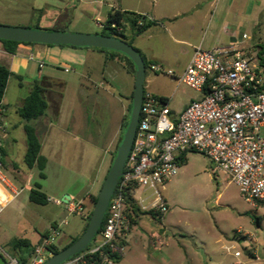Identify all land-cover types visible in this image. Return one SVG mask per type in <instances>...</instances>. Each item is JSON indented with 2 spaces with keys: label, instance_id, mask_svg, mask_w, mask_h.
Instances as JSON below:
<instances>
[{
  "label": "rangeland",
  "instance_id": "1",
  "mask_svg": "<svg viewBox=\"0 0 264 264\" xmlns=\"http://www.w3.org/2000/svg\"><path fill=\"white\" fill-rule=\"evenodd\" d=\"M85 1L0 0V24L43 29L66 26L71 32L99 33L98 24H103L106 8L99 5L98 0ZM253 1L260 11L246 17L247 26L237 44L252 64L260 65L258 52L260 48L264 51V0ZM99 9L102 15H98ZM118 70L116 82L108 79L112 87L109 89L99 86L98 76L79 79L73 71L59 70L57 73L63 79H73L62 92L59 122L67 124L81 116L87 106L86 102L84 105L81 102L82 94L94 90L98 93L95 99H99L102 110L106 108L108 115L103 118V115L89 114V127L99 131L101 142H106L122 111L119 103L109 100L108 92L121 95L125 101L135 87V74L127 66ZM147 72H153L150 66ZM191 90L181 85L175 103L181 104L186 97L185 91L190 93ZM18 91L17 81L11 80L6 102L12 105ZM212 167L209 158L201 153L189 151L185 154L179 174L168 183L164 193L168 210L162 214V222L144 215L135 227L126 216L127 221L116 241V245L124 249L123 257L116 264H229L233 257L226 252V247L230 246L252 250L258 257L255 264H264V208L246 202L231 178L222 172L214 174ZM20 168H25L20 159L15 163H3V174L10 186L6 188V198L0 196L2 204L9 201L0 211V245L15 257L27 255L31 247H14V241L27 240L33 244L54 222L66 218L67 225L62 228L64 239L81 235L86 220L80 214L69 216L58 207L56 198L60 196L55 191L65 188L76 197L85 195L90 189L86 174L65 167L56 173L50 171L46 181L35 175V181L43 187L41 191L50 197L46 204H35L29 200L34 182L25 183ZM100 189L87 196V204H92L91 196L98 195ZM95 240L96 243L100 241L98 235Z\"/></svg>",
  "mask_w": 264,
  "mask_h": 264
},
{
  "label": "crops",
  "instance_id": "2",
  "mask_svg": "<svg viewBox=\"0 0 264 264\" xmlns=\"http://www.w3.org/2000/svg\"><path fill=\"white\" fill-rule=\"evenodd\" d=\"M99 3L106 8L104 21L112 9L141 14L151 21L153 25L135 37L132 46L152 64H161L174 70L176 74L185 70L197 46L214 49L236 45L241 40L242 30L247 26L246 17L250 18L255 11H260L258 5L254 6L253 0H113ZM102 14V10L99 9L98 15ZM128 35L131 34L128 33ZM0 63L7 66L14 74L9 78L8 85L11 80H15L19 90L12 105L6 102V93L0 103V119L7 127L3 160L7 164L15 163L17 159L22 160L25 168H20V172L25 175V183L28 181L35 183V177L39 178V172L36 168L28 169L24 163L27 143L24 121L18 112L31 93L35 82L52 84L48 86L45 93L49 107L43 116L33 122L41 142V154L47 159L44 181L47 180L50 171L56 173L59 168L67 167L73 172L86 174L90 188L80 197L67 193L65 188L55 191L60 196L56 198V201H61V204L56 202V205L67 212L69 202L85 200L89 194L95 193L102 187L121 138L124 117L130 106L133 91L125 101L121 99V95L117 96L108 92L109 100L114 104L119 103L122 111L116 124L113 125L112 134L104 144L101 142L99 131L95 132L89 127L90 115H103V118L108 115L106 108L102 110L103 106L99 99H95V94L98 93L94 90L89 89L84 95L82 94L84 99L81 102L83 105L86 102L87 106L83 108L81 116L74 117L67 124L59 122L60 105L56 107L63 98L62 95L60 97L59 92H64L73 79L65 80L57 72L59 70L73 71L77 78L88 80L98 76L99 86H106L109 89L112 87L108 79L113 83L116 82L118 69L127 66L126 59L123 56L106 54L93 49L25 44L18 45L15 54H9L0 42ZM180 87L181 85L174 78L167 75H158L153 72H147L145 75V92L166 99L173 118L178 117L192 100L200 97V94L194 90L190 93L185 91L186 97L182 99V103L176 104L175 98ZM0 196L6 198V193L1 187ZM46 196L49 200L50 197ZM91 208V204H84L82 217L85 220ZM57 224L54 222L47 231ZM62 228L54 241V245L60 249L67 247L74 238H77L69 236L64 239L65 233ZM42 241L43 238L40 236L32 245L35 248ZM30 252L22 256L27 259Z\"/></svg>",
  "mask_w": 264,
  "mask_h": 264
},
{
  "label": "built area",
  "instance_id": "3",
  "mask_svg": "<svg viewBox=\"0 0 264 264\" xmlns=\"http://www.w3.org/2000/svg\"><path fill=\"white\" fill-rule=\"evenodd\" d=\"M103 2V0H98ZM102 28V24H98ZM154 73L174 78L198 92L178 117L166 99L144 92L139 123L123 173L107 208L102 231L91 244L62 264H116L123 248L116 241L127 217L123 191L135 186V199L142 210L164 214L168 183L179 174L180 159L189 151L201 153L212 163V172L231 178L248 203L264 208V67L252 64L236 44L228 47L194 48L189 64L176 74L161 64H151ZM7 127L0 119V187L10 186L3 174L1 150ZM140 194L137 196V193ZM0 202V211L8 203ZM61 204V201H56ZM84 199L67 204L68 215L83 216ZM67 218L50 230V235L35 246L25 263L0 245L5 264H44ZM96 235V236H97ZM233 260L229 264H255L257 254L250 249L226 247ZM115 257V258H113Z\"/></svg>",
  "mask_w": 264,
  "mask_h": 264
},
{
  "label": "trees",
  "instance_id": "4",
  "mask_svg": "<svg viewBox=\"0 0 264 264\" xmlns=\"http://www.w3.org/2000/svg\"><path fill=\"white\" fill-rule=\"evenodd\" d=\"M151 25H153V23L151 21H148L141 14H136L133 12L123 11L119 9H112L108 13L106 20L103 22L102 28H100L101 31L96 34L101 35V36H107V37H116L120 40L126 41L130 45H133L134 38L144 33L148 28L151 27ZM32 28L33 29H43L40 26H36ZM44 29L49 30V31H65L66 26L54 27V28H44ZM128 33H130L131 35L129 36ZM0 42L2 43L4 50L9 54H15L17 51L18 45L20 44L56 46V45H46V44H38V43H21V42L8 41V40H0ZM57 46L93 49V50H97L100 52H104L106 54L123 56L125 58L124 54L117 52V51L108 50V49H97V48H89V47H73V46H68V45H57ZM136 50L138 51V53L142 56L144 60L145 70L147 73V69L152 64V62L147 60V58L138 49ZM258 57H259L260 65L264 67V51L262 48H260L258 52ZM12 75L14 74L10 72L8 67L0 63V103L4 99L7 85H8V80ZM49 85H52V84L35 82L33 84L31 93L25 99L23 106L19 109V112H18L19 116L24 121V132L26 135V143H27V149L24 155V163L28 169L36 168L38 170L40 180H44L46 178L44 171L46 168L47 159L41 154V142L37 135L36 128L34 127L33 122L39 119L41 116H43L49 107L48 101L45 97V93ZM59 93L61 97L62 91H60ZM132 98H133V92L130 97L131 103L127 111L128 114L124 117V121L122 125V134H121V138H120L118 145L121 143L124 132L129 123L130 114L132 110ZM58 107H59V104L57 105L56 108ZM116 153H117V148L114 152V156L111 161L108 172L111 168V165L116 156ZM1 155L2 157H4L5 155L3 148L1 150ZM184 158H185V155H183L180 159H182L183 161ZM2 162L5 163L4 160H2ZM40 189H41V184L39 182H35L34 186L30 189V194H29L30 202L35 203V204H46L48 202V197L43 192H41ZM123 196H124V205H125L124 213L128 217L131 226L138 225L139 219L141 218V216H144V215H149L153 219L157 220L159 223L162 222L163 215L161 213L154 211V210L143 211L140 208V206L137 204V201L135 199V186L131 184L126 186L123 191ZM97 198H98V195L91 196L92 208L90 212L87 214L86 226H85L84 231L86 230L88 226V222L92 215L93 207L97 201ZM87 201H88V198H85L84 204H87ZM106 217H107V213L105 214V218L103 220L102 226L99 229L98 234L102 231L104 227ZM49 235H50V231H47L44 234H42L41 237L44 239V238L49 237ZM78 238L79 237L74 238L73 241L70 243V245L73 244ZM13 246L14 247L24 246V247H31V249H34V246L27 240H16L14 241ZM47 249L49 253L52 255H57L58 253L61 252V250H63V249L58 248L55 245H50L47 247ZM18 259L23 263L27 261V259L24 258L23 256L18 257ZM121 259H122L121 257H116L115 258L116 263L120 262Z\"/></svg>",
  "mask_w": 264,
  "mask_h": 264
},
{
  "label": "water",
  "instance_id": "5",
  "mask_svg": "<svg viewBox=\"0 0 264 264\" xmlns=\"http://www.w3.org/2000/svg\"><path fill=\"white\" fill-rule=\"evenodd\" d=\"M0 40L15 41L21 43H38L46 45H68L73 47H89L108 49L125 55L128 69L135 74V87L132 98V110L129 123L123 135L121 143L117 147V153L106 175L93 207L88 226L83 234L70 246L61 250L57 255H51L44 264H62L72 256L87 248L102 226L109 202L123 173L128 154L139 123L141 106L144 97L145 64L138 51L124 40L116 37L101 36L65 31H49L45 29H33L29 27H11L0 24ZM66 198H69L66 196ZM0 264H5L0 255Z\"/></svg>",
  "mask_w": 264,
  "mask_h": 264
}]
</instances>
